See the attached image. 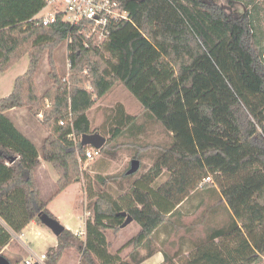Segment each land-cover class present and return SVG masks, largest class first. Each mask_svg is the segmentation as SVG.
Instances as JSON below:
<instances>
[{
    "label": "trees",
    "instance_id": "obj_1",
    "mask_svg": "<svg viewBox=\"0 0 264 264\" xmlns=\"http://www.w3.org/2000/svg\"><path fill=\"white\" fill-rule=\"evenodd\" d=\"M118 1L129 19L113 23L101 44L89 40L86 45L80 26L61 18L49 25L39 18L28 19L36 10L23 17L16 10V18H10L5 10L8 0H0V71L29 56L26 72L0 99V217L16 233L33 220L45 226L42 214L56 218L49 203L83 173L79 154L90 146H83L80 137L94 132L88 111L120 82L141 103L145 120L162 125L171 141L158 146L154 165L116 199L104 190L95 192L89 201L93 216L87 220L85 238L65 228L57 236V245L45 253L44 263L59 264L65 253L76 249L80 264H140L153 254L155 235L163 229L170 240L162 264H261L264 24L260 0H228L243 5L240 14L217 0ZM42 2L38 0L39 7ZM65 41L69 71L61 74L54 52ZM47 51L52 84L41 93L35 77ZM15 107L43 114L49 135L41 154L58 174L56 191L47 199L37 176L39 150L7 115ZM138 119L118 104V126L100 153L113 157L112 142ZM139 123V129L145 128ZM117 145L121 144L112 147ZM134 158L142 156L135 153ZM139 170L121 178L130 180ZM164 171L167 179L153 185ZM97 177L105 185L118 178ZM216 184L218 205L225 206L229 220L212 226L202 218L204 234L197 233L199 224L180 220L185 216L183 205L193 193H206ZM203 204L200 201L195 209ZM123 211L138 222L140 230L113 251L107 233L121 229L126 219L120 214ZM208 211L215 214L216 206ZM179 228H185V233L171 238ZM11 239L0 223V255ZM129 247L131 252L123 257ZM185 247L190 248L188 253Z\"/></svg>",
    "mask_w": 264,
    "mask_h": 264
},
{
    "label": "rangeland",
    "instance_id": "obj_2",
    "mask_svg": "<svg viewBox=\"0 0 264 264\" xmlns=\"http://www.w3.org/2000/svg\"><path fill=\"white\" fill-rule=\"evenodd\" d=\"M220 5L230 12L237 14L243 13L245 8L242 4L238 2H229L228 0H217ZM262 5V21L264 24V0H260ZM8 7L5 10H8L10 13V18H16L19 10L21 13L20 16L23 17L29 16V11L36 10L33 14L35 17H40L48 14L53 11V7L46 5L42 2V5L39 7L38 0H8ZM36 6H38L36 8ZM3 11V10H2ZM4 12V11H3ZM2 14L0 13V17ZM31 16V15H30ZM56 65L61 72V74H66L69 71V60H68V43L65 41L59 47L56 48L54 52ZM29 65V56H23L16 64L7 69L6 71H0V99L7 96L12 92L15 80L18 76L26 72ZM50 63L48 60V51L44 54L42 61L40 63L39 69L37 71L35 80L38 85L39 90H46L51 86L52 81L49 78ZM123 103L127 108V111L133 115H138L139 119L136 121V125L125 126V130L120 137L112 142L109 149L114 152L113 157L100 153L92 161H85L83 159L84 154H79V160L82 168V178L80 177L78 181L81 182L82 187V199L79 201V207L76 203L72 202V197L61 196L53 204L52 209L58 214L57 218L61 223H65L66 219L70 216L78 215L79 209L82 212V215L86 218H92V210L89 205V201L95 192L99 193L104 190L108 192L112 198L116 199L120 194L129 190L132 184L142 178L143 174L147 172L155 163L157 156L159 155V145H166L170 143V135L160 124L154 122H147L145 116L143 115V108L139 100L120 82L115 83L114 87L103 97L101 98L96 105H94L89 110V117L91 120L92 130L94 132L101 133L104 137L109 139L113 133V128L117 127L118 124L115 122V116L117 113L118 104ZM128 114V113H127ZM139 122H143L145 128H138L137 125H140ZM82 139V136L80 137ZM130 143V144H129ZM135 146H133V144ZM115 144L116 147H112ZM41 151V148H40ZM135 153H139L142 156L141 168L139 172L130 180H124L121 178L131 166V161L134 158ZM52 170V179L53 182L57 178L56 171ZM95 171V172H94ZM109 175H116L118 178L115 181L109 180L106 185L102 184L97 176L106 177ZM168 177V172L164 171L161 177H159L155 184L164 181ZM122 182V183H121ZM45 197H48L53 192L56 191V183H53V186L47 184L43 188ZM219 188L214 185V189L203 193V191H198L193 193L188 199L185 200L183 209L185 211V216L180 220H183V224L194 225L198 224V232H203V225L205 219L206 223L209 225H224L228 220L229 216L225 210L223 204H219ZM204 202L202 206L199 205L195 209V206ZM216 206L215 214L208 211L210 207ZM205 213V214H204ZM206 215V217H205ZM171 228V227H170ZM140 229L138 222L133 221L128 227L121 228L117 232L109 231L107 233L109 240L111 241V250L117 251L122 247L127 241H129L136 232ZM176 231V229L173 228ZM172 231V230H171ZM186 231L185 228H179L177 233H173L171 238L177 237L179 234H184ZM163 236H166V233L163 229H160L156 233V238L159 240ZM189 252L190 248L185 247ZM73 251H78L72 249ZM132 250V247L125 249L122 253L123 257H126ZM144 251V250H143ZM22 262L24 264L25 258H29L28 253L23 252ZM18 260L15 261V263ZM45 264V263H44ZM64 264V263H63ZM264 264V261L261 263Z\"/></svg>",
    "mask_w": 264,
    "mask_h": 264
},
{
    "label": "crops",
    "instance_id": "obj_3",
    "mask_svg": "<svg viewBox=\"0 0 264 264\" xmlns=\"http://www.w3.org/2000/svg\"><path fill=\"white\" fill-rule=\"evenodd\" d=\"M32 18H38V17H35V15H32L28 19H32ZM44 91L45 90H42V91L40 90L41 93H43ZM121 104L125 108L126 113L131 114L127 111V108L125 107V105L123 103ZM7 115L13 120L14 124L18 127V129H20L28 138H30L33 141V143L37 146L39 150L40 165L37 168V176L40 182L42 196L43 198L47 199L54 192L48 197H45L44 191H43L44 185L49 184L50 186L51 185L53 186V183L57 182L58 174H57L56 180L53 182L51 168H53L54 170L55 168L50 162H47L42 158V154L40 151V148H42L44 139L49 135L48 130L42 124L43 114L39 113L38 115H34L29 111L27 107H15L9 110L7 112ZM81 186L82 185L80 181L73 183L72 185L67 187L64 191L59 193L49 203L48 207L55 217L60 218L58 217V214L56 213V211L52 209V204L63 195L72 197V202L76 203L77 206L79 207V201L80 199H82V196H83ZM88 219L89 218H86L84 214L82 215V212H80V209H79V214L70 216L69 218H67L64 223V226L67 229L71 230L74 234H76L80 238H85L86 223ZM0 223L3 224L12 234V239L9 241L8 244H6L2 248V252H1V254H3L5 257H7L10 260L11 264H21L22 262L21 254L23 252L28 253V256H29V258L27 257L25 258L24 264H27L26 260H32L33 263L40 262L41 264H43L38 259L39 256L43 253H46L50 247H54L57 245V242H58L57 236L52 232V230L49 229L47 226L40 225L36 220L31 221L30 224L26 226L21 233H16L12 229H10L7 226L4 219H2L1 217H0ZM139 230L135 234H137ZM169 240L170 239L167 237V235L166 236L162 235V237L159 238V240L157 238L154 239L153 244H152V248H154L153 254L140 264H162L165 260L163 249L165 248V250L168 251L167 249L169 247L168 246ZM141 252L144 253L145 250L144 251L141 250ZM80 258H81V255L78 251L69 250L67 253L64 254L59 264H63V263L64 264H80ZM16 260L18 261L15 263Z\"/></svg>",
    "mask_w": 264,
    "mask_h": 264
},
{
    "label": "built area",
    "instance_id": "obj_4",
    "mask_svg": "<svg viewBox=\"0 0 264 264\" xmlns=\"http://www.w3.org/2000/svg\"><path fill=\"white\" fill-rule=\"evenodd\" d=\"M46 5L52 6L53 11L38 17L43 25L57 22L59 18L71 26H80L81 32L86 35L85 44L89 40L93 44H101L110 33V26L120 20L129 19V13L122 7L118 0H44ZM34 19V18H32ZM64 124V121L60 122ZM100 155L98 148L90 146L83 159L92 161ZM210 180V177L204 181ZM46 254L39 256L44 264ZM27 264H33L32 260H26Z\"/></svg>",
    "mask_w": 264,
    "mask_h": 264
},
{
    "label": "water",
    "instance_id": "obj_5",
    "mask_svg": "<svg viewBox=\"0 0 264 264\" xmlns=\"http://www.w3.org/2000/svg\"><path fill=\"white\" fill-rule=\"evenodd\" d=\"M107 142V138L104 137L101 133L98 132H93V133H86L82 135L81 143L83 146H92L95 148L100 149L105 143ZM15 157H12L10 161H14ZM141 166V161L139 159H133L131 161V166L127 170V174L131 175L136 173ZM122 216H124L126 219L122 223L121 228H124L128 226L130 223L134 221V218L129 215L127 212H121L120 213ZM40 219L42 223L47 226L49 229L52 230V232L56 235L59 236L63 233L65 230V226L56 218L48 215V214H42L40 216ZM0 264H11L10 260L5 257L3 254L0 255Z\"/></svg>",
    "mask_w": 264,
    "mask_h": 264
}]
</instances>
